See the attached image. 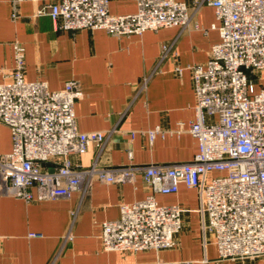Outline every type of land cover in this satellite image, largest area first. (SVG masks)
Masks as SVG:
<instances>
[{
    "label": "built area",
    "instance_id": "obj_1",
    "mask_svg": "<svg viewBox=\"0 0 264 264\" xmlns=\"http://www.w3.org/2000/svg\"><path fill=\"white\" fill-rule=\"evenodd\" d=\"M21 1L10 0L11 18ZM40 1L36 14L48 15L58 30L103 29L116 36L191 23L196 29L194 12L210 5V28L219 40L204 63L185 67L195 97L186 130L198 150L187 161L79 167L71 157L90 145L100 151L112 130L80 131L73 111L80 83L70 79L50 89L44 80H26L24 50L15 43L13 66L0 80V122L11 134L10 151L0 154V196L54 199L83 187L86 176L123 183L140 174L147 194L120 204L116 219L101 222V247L158 250L176 245L185 209L158 203L154 194L175 193L181 183L197 190L201 227L213 236L219 258L263 255L264 87L255 88L252 75L264 71V0H191L193 10L183 0H134L135 11L125 14L109 12V0ZM171 46L161 44V57L175 59ZM183 68L174 66L178 73Z\"/></svg>",
    "mask_w": 264,
    "mask_h": 264
},
{
    "label": "crops",
    "instance_id": "obj_2",
    "mask_svg": "<svg viewBox=\"0 0 264 264\" xmlns=\"http://www.w3.org/2000/svg\"><path fill=\"white\" fill-rule=\"evenodd\" d=\"M183 1L193 10L191 0ZM42 5L40 0H22L13 19L10 0H0V80L13 66L16 43L24 50L26 80H44L50 89H59L70 79L80 83L82 96L73 105L77 128L112 132L100 151L90 145L71 160L86 168L93 163L192 159L198 146L186 127L194 117L195 97L185 67L204 63L211 45L219 40L218 31L210 28L212 7L202 4L194 12L196 29L191 23L186 29L170 26L116 36L103 29L58 30L48 15L36 14ZM135 9L134 0L108 3L114 14ZM164 42L172 43L174 60L161 57ZM176 64L184 67L180 73L174 70ZM252 78L255 88L264 87V71ZM10 149V130L0 122V154ZM82 185L54 199L27 202L0 196V264H50L53 257V264H264V254L219 258L213 236L201 227L197 190L181 183L175 193L154 194L158 203H177L185 209L174 247L104 250L101 222L116 219L120 204L142 199L148 187L140 174L123 183L86 176Z\"/></svg>",
    "mask_w": 264,
    "mask_h": 264
}]
</instances>
